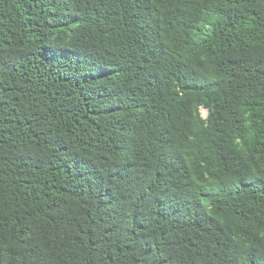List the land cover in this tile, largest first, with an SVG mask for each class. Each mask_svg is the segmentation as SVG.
Returning a JSON list of instances; mask_svg holds the SVG:
<instances>
[{
    "label": "trees",
    "instance_id": "trees-1",
    "mask_svg": "<svg viewBox=\"0 0 264 264\" xmlns=\"http://www.w3.org/2000/svg\"><path fill=\"white\" fill-rule=\"evenodd\" d=\"M0 264H264V0H0Z\"/></svg>",
    "mask_w": 264,
    "mask_h": 264
},
{
    "label": "rangeland",
    "instance_id": "rangeland-1",
    "mask_svg": "<svg viewBox=\"0 0 264 264\" xmlns=\"http://www.w3.org/2000/svg\"><path fill=\"white\" fill-rule=\"evenodd\" d=\"M202 114H203V116H207L208 115V112H207V110L206 109H202Z\"/></svg>",
    "mask_w": 264,
    "mask_h": 264
}]
</instances>
